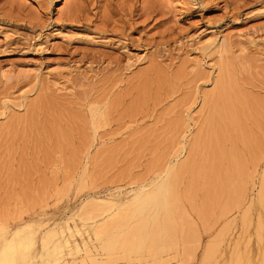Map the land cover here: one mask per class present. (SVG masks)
<instances>
[{
	"label": "rangeland",
	"instance_id": "1",
	"mask_svg": "<svg viewBox=\"0 0 264 264\" xmlns=\"http://www.w3.org/2000/svg\"><path fill=\"white\" fill-rule=\"evenodd\" d=\"M221 61L256 110L237 103V120L222 113L225 137L200 143L178 177L200 236L188 264H263L264 0H0V127L26 120L0 131V251L14 241L0 264L61 255L74 264L67 250L89 240L82 201L164 170L183 125L206 124L212 103L202 96ZM9 68L20 71L6 80ZM88 209L109 215L111 205ZM171 216L179 223L177 210ZM67 222L82 237L72 239ZM53 227L64 236L54 240Z\"/></svg>",
	"mask_w": 264,
	"mask_h": 264
},
{
	"label": "bare ground",
	"instance_id": "2",
	"mask_svg": "<svg viewBox=\"0 0 264 264\" xmlns=\"http://www.w3.org/2000/svg\"><path fill=\"white\" fill-rule=\"evenodd\" d=\"M66 2L67 0H65V3ZM222 44L223 43H221L219 47H221ZM19 71L20 70L14 68L2 69L1 74L4 78H6V80H9L14 76L15 73H19ZM220 71L221 73L216 78V81L214 83L215 88L210 92H203L204 94L202 96V100H210L212 103V108L210 110L209 116L207 120H205V127L203 126V124H198L200 125L198 129H196V131H194L195 129L192 131L190 123H187V129L183 125V128L179 132L177 138L174 139V142L176 144L175 152L173 156L168 159L167 163L165 162L166 166L162 172L157 173L147 182L136 184L129 191L124 192L125 189L122 190V188L118 187L116 188V190L114 189L115 191L109 192V194H103V196L102 194L100 196H90L87 197V200L85 199V201H82V206L78 211L80 212L79 216L83 226L82 228L89 226V231L92 232L94 238H92V236L89 234V231H87L89 240L83 239L84 248H81L78 243H75L73 248H69V250H67V255L70 256L72 260L74 259V264H79V260L77 262L78 258H80L81 264L189 263L191 255L195 252L194 248H192V246L194 245H192V240L196 238V241H198L200 240V236L198 234V230L195 231L196 228L194 229L195 226L193 227L192 220H190L189 216L186 214L187 212L182 205L181 190L179 187L180 183L178 185V177L180 176L182 171L184 172L187 164H189L188 157L192 156V151L197 152L202 146L205 149L207 143L216 144V141L225 135L224 134L222 136V134L219 132L220 124L223 123L222 119L224 118L223 117L221 119L222 113L226 112L227 114L232 116V119L237 120V118L239 117L237 112L238 106H236L237 103L244 105V107H250L252 112L256 110L255 103L257 99L242 92V90H240L235 85L233 73L231 72V68L228 67V64L226 62H220ZM113 105V103L107 104L105 108L101 112H99V117L93 121L92 125H94L95 127H99L103 120L106 118L108 112L112 109ZM35 107V104H32L30 106V112L27 116V121L31 122V120L33 119L34 115L32 113H34L33 111ZM24 118L21 116H15L12 122L4 126V128L0 127V131L2 132L7 127H9V131L10 129L13 130L22 119L25 120ZM226 118L225 120H227ZM240 129L243 128L240 127ZM6 131H8V129ZM188 132L191 133L189 134ZM190 135L191 137H189ZM206 140L207 143L205 142ZM200 143H203L202 146ZM204 143H206L205 146ZM212 149V154H214V152L217 151V148L213 147ZM216 157L217 155L215 156V159ZM164 164H162L161 167H163ZM216 164L218 163L216 162ZM261 187L263 189L262 185ZM184 192H187V190H184ZM123 195H125L124 198L127 196L128 197L122 199L121 197ZM255 202L257 205L262 203L258 199L256 201L253 200V203ZM106 204L111 205V211L110 213L108 212L109 215H105L104 212H102L99 216H93L89 214V212H87L90 206H98V208H100V206H104ZM116 207L119 208V211L117 212L114 209ZM173 209L178 211L179 223L174 221L173 217L171 216ZM150 211H152V213ZM69 223L67 222V225L69 226L71 238L75 239V237L78 235L82 237V228L78 227L76 224L74 225V227H72L69 225ZM60 227L62 228V226ZM61 228H59L60 230L56 229L55 227L50 228L49 232L52 230L51 233L54 234V240L55 236H61V234L62 236H64L65 230ZM46 232L47 231H45L43 234H46ZM49 234L50 233H48L47 236ZM51 239L49 238V240ZM58 241L61 240L59 239ZM13 242L14 241L12 240V238H10L4 248L0 251V255L4 256L6 254V251L10 249L12 250L14 246ZM66 243L68 244V239H66ZM62 247L63 246H60L58 248L55 247L57 249H60L58 253L64 251ZM64 247L66 248V246ZM82 253L84 254L82 255ZM163 254H165L166 256ZM61 256L55 257L52 262L54 264H70L68 263V261H66V259H62ZM150 257L153 258V262H151ZM119 260L125 261L123 263H120ZM172 260H174L175 262ZM8 262V257H0V263Z\"/></svg>",
	"mask_w": 264,
	"mask_h": 264
}]
</instances>
